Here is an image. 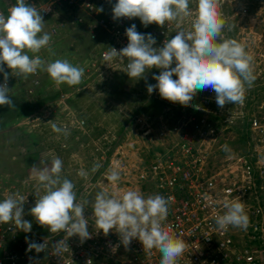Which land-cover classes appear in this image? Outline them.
Listing matches in <instances>:
<instances>
[{"label":"clouds","instance_id":"1","mask_svg":"<svg viewBox=\"0 0 264 264\" xmlns=\"http://www.w3.org/2000/svg\"><path fill=\"white\" fill-rule=\"evenodd\" d=\"M99 11H103L100 8ZM113 19L136 18L147 27L152 23L164 26L165 22L177 21L188 17L189 0H117L112 6ZM44 18L41 12L28 3V0H16L5 16L0 13V72L4 74V83L0 84V105L13 106L9 95V73L5 65L16 77L27 78L38 70L46 71L56 85L67 83L69 86L81 83L84 68L73 66L67 59H57L46 63L39 56L30 58L29 52L38 53L49 45L51 36L42 32ZM225 20L217 9V0H198V14L192 21L191 30H186L179 23L175 36L165 39L163 46L154 47L157 41L151 33H140L135 24L126 28L127 46L117 50L111 47L103 54V60L110 64L114 59L127 58L126 73L136 80L145 78L147 70L160 69L153 74L156 84H147V91L152 94L158 89L159 95L182 106H190L199 91L215 92L217 106L242 104L245 84L254 81L250 62L252 57L235 39H226L222 34ZM219 41V42H217ZM175 62V67H172ZM173 76L178 77L173 79ZM201 110L200 105H193ZM53 131L67 134V130L52 124ZM222 150L229 151L228 146ZM62 160L54 158L51 167L32 166V176L38 181L36 202L29 210L36 222L46 227L51 233H66L67 239L78 235L81 243L90 239L88 219L84 211L90 202L80 203L74 192V184L67 178L61 179ZM100 164H95L96 172ZM78 175L87 178V172L81 169ZM106 180L113 185L120 179V172L110 168L105 174ZM43 195H40V191ZM204 199L208 196L205 194ZM25 199L18 193L0 200V224L14 222L16 229L31 232L32 223L24 219ZM169 199L159 193L145 197L138 189L109 192L101 188L90 203L93 209L94 228L99 234L103 230L108 235L114 230L119 241L127 248L133 239H139L144 249H157L162 258L160 264H176L185 251L182 240L175 238L165 230L162 223L167 219ZM225 211L215 216V224L221 230L229 226L247 229L249 216L245 205L239 200L224 201ZM27 240V237H26ZM65 241L51 244L52 253L59 255ZM50 241L31 242L28 251L36 253L46 251ZM119 245L113 246L116 251Z\"/></svg>","mask_w":264,"mask_h":264},{"label":"built area","instance_id":"2","mask_svg":"<svg viewBox=\"0 0 264 264\" xmlns=\"http://www.w3.org/2000/svg\"><path fill=\"white\" fill-rule=\"evenodd\" d=\"M116 2L117 0H28L44 18L42 32L38 35L48 33L51 36L47 47L38 53H28L30 58L39 56L43 60L45 50L68 34V29L81 27L86 16L100 13L106 17L91 29L109 30L113 35V47L117 50L127 46L125 30L132 25L133 18L114 20L112 6ZM15 3L16 0H0V13L7 16ZM100 8H103L102 12L99 11ZM4 67L9 73V95L20 84H23L26 95L32 97L39 94L37 89L40 88V82L36 79L38 71L27 78H19L11 74L7 65ZM2 83L4 74L0 72V84ZM247 120L239 132L241 140L235 146H229L228 154L225 155L210 147L211 142L205 149L197 147L195 141L200 142L203 133L190 136L185 133L186 139L182 136L180 142L174 143L171 152L166 156H158L151 165L143 166L142 163L136 166L134 161L117 152L78 160L79 168L76 169H73L74 165L71 163L68 165L64 162L60 176L61 179L67 178L77 183L73 190L80 203L94 202L95 195L102 187L109 192L138 189L146 196L153 183L154 190L169 199L167 219L162 226L185 244V251L176 264H264V114L259 112ZM84 123L82 121L78 127L81 128ZM202 123L197 127L213 131L211 135L214 136L211 124L204 120ZM68 127L72 128L65 124L62 126L66 130ZM227 143L229 142L225 140L224 145ZM224 145L220 146L221 150ZM97 163L101 167L92 172ZM110 168H116L120 172V179L115 185L105 177ZM81 169L87 172V178L78 175ZM8 175L5 176L7 180L4 183L0 181V200L16 193L23 196L24 219L32 223V229L25 233L16 229L14 222L0 224V264H160L161 253L155 248L150 251L144 249L139 239H133L125 248L114 230H110L108 235L103 230L97 234L95 221L91 218L93 209L90 203L84 211L92 234L90 239L81 243L78 235L67 239L64 232L51 233L29 214V210L35 205L38 188V181L33 178L32 172L25 175L26 180L19 178L13 182ZM39 194L43 195V191ZM205 194L208 196L207 200L204 199ZM233 200L244 203L249 225L247 229L229 226L221 230L214 218L225 211L224 201ZM46 238L50 241L46 251H28L29 243H42ZM61 239L65 241L63 248L66 250L62 249L59 255H55L51 244ZM116 245L119 247L113 251V246Z\"/></svg>","mask_w":264,"mask_h":264},{"label":"rangeland","instance_id":"3","mask_svg":"<svg viewBox=\"0 0 264 264\" xmlns=\"http://www.w3.org/2000/svg\"><path fill=\"white\" fill-rule=\"evenodd\" d=\"M217 9L225 20L224 37L235 39L252 57L250 68L255 79L250 86L245 84L242 104L229 103L220 108L210 89L199 91L190 106L162 98L158 89L149 94L147 84H156L153 74L161 70L153 67L146 71V79L136 80L125 72L127 58L106 64L103 54L114 46L113 35L107 29H91L106 16H86L81 27L68 29V34L45 50L43 59L46 63L67 59L73 66L83 67L81 83L58 86L46 71L38 70L39 94L26 95L20 84L11 95L13 106L0 105V181L4 183L7 174L12 182L26 180L33 165L51 167L54 158L76 169L78 160L118 152L136 166H148L158 156L171 152L185 133H203L201 141H195L197 147L205 149L211 142L210 147L218 153L228 154L220 149L224 141L229 142L225 144L228 147L235 146L247 119L259 112L264 114V0H217ZM189 12L188 17L166 21L164 26L152 23L145 27L138 17L132 24L140 33H151L157 41L154 47H160L165 39L175 36L177 23L191 30L198 0H189ZM193 105H200L201 110ZM203 120L211 124L214 136L213 131L197 127ZM82 121L84 126L79 128ZM53 123L72 128L68 127L67 134L57 133ZM150 185L148 195L156 194L154 184Z\"/></svg>","mask_w":264,"mask_h":264}]
</instances>
